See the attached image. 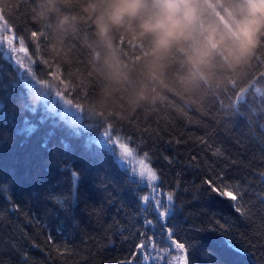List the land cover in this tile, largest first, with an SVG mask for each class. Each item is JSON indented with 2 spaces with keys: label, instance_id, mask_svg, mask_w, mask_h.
<instances>
[{
  "label": "trees",
  "instance_id": "16d2710c",
  "mask_svg": "<svg viewBox=\"0 0 264 264\" xmlns=\"http://www.w3.org/2000/svg\"><path fill=\"white\" fill-rule=\"evenodd\" d=\"M88 3L56 0L49 10L48 0H0V242L16 245L4 244L0 255L8 264L126 260L132 244L142 242L139 197L159 178L142 180L135 159H117L113 150L119 155L123 143L140 158L147 152L158 160L152 167L164 171L161 190L179 195L176 219L184 231L176 240L185 250L154 241L143 264H185L186 253L190 264H264V249L253 239L264 230L261 215L253 209L251 219L241 218L203 183L221 173L243 190L245 178L258 181L254 174L264 173V37L235 69L217 57L202 70L205 78L194 80L191 42L176 45L164 60L162 83L153 84L150 37L115 28L112 44L128 74L115 83L105 65L109 49L84 10ZM235 3L206 9L201 23L223 20ZM63 16L75 22L61 28ZM29 80L39 81L36 88ZM17 83L34 102L20 98ZM143 83L148 99L131 103ZM47 84L81 108L86 126L63 113ZM105 132L119 141L112 151L101 143Z\"/></svg>",
  "mask_w": 264,
  "mask_h": 264
},
{
  "label": "clouds",
  "instance_id": "9594fccd",
  "mask_svg": "<svg viewBox=\"0 0 264 264\" xmlns=\"http://www.w3.org/2000/svg\"><path fill=\"white\" fill-rule=\"evenodd\" d=\"M55 3L56 0H48V9L52 10ZM221 3L222 0H89L84 10L93 20L99 40L109 49L105 65L109 79L115 83L127 81L128 74L112 44L113 29L131 31L138 40L150 37L148 82L154 84L162 83L167 53L182 43L191 42L187 57L192 69L189 80L205 78L202 70L211 67L217 57L229 69L246 62L264 37V0H236L223 20L202 24L205 10L215 11ZM75 19L63 16L59 25L71 26ZM148 93V83H143L130 102L139 104L148 99Z\"/></svg>",
  "mask_w": 264,
  "mask_h": 264
},
{
  "label": "snow or ice",
  "instance_id": "6c2138e0",
  "mask_svg": "<svg viewBox=\"0 0 264 264\" xmlns=\"http://www.w3.org/2000/svg\"><path fill=\"white\" fill-rule=\"evenodd\" d=\"M260 51H264V46L261 47ZM261 75L264 76V74ZM105 137L108 143L112 145L119 143L118 140H112L111 134L108 132H105ZM131 156L132 151L128 149L125 144L121 143L119 152L120 159L122 161H127ZM162 159L165 163L170 165L174 162L178 163V161L168 157H163ZM146 161L148 163H145ZM138 163L142 166L138 173L142 180L147 179L155 182L159 178V183H153L151 187L148 188L146 194L140 195L138 212L142 219L140 220L141 228L137 229V234L142 242L138 244L133 243L132 247L128 250L129 255L127 259L118 261V264H143V260L147 258L145 256V250L153 244V241L167 243L171 247L185 250V243H180L176 240V237H181V239H183L181 233L184 231L176 219L180 214V205L174 204V199H179L178 193L176 191L161 190L162 187H166L164 171L163 169L152 167V165L158 163V160H153L152 157L145 152ZM254 175L259 177L258 181L245 178V182L249 187L243 190L240 184L234 182L229 183L227 178L223 177L221 173H216L214 179H206L203 183L208 186L210 193L227 197L231 207L241 218L251 219L253 209H255V214L261 215V218L264 219V173H255ZM217 182L220 183V187H216ZM172 187L173 189L177 188L178 182L173 181ZM245 197H248V200H245ZM241 201L248 203L250 206L244 208ZM141 231H143V235L140 234ZM258 231H260V234L254 235L253 239L254 241H259V248L264 249V230ZM149 233H151V235H149ZM226 238L231 245V237L228 236ZM4 244H9L13 250L16 248V245L12 243L11 240L3 241L0 242V253L6 251ZM190 247L191 244L188 242V249H190ZM248 247L251 248L252 244H249ZM24 259L27 260V257L25 256ZM183 259L185 260V264H190V258L187 253ZM0 264H8V262L4 260L3 255H0Z\"/></svg>",
  "mask_w": 264,
  "mask_h": 264
},
{
  "label": "rangeland",
  "instance_id": "374dc122",
  "mask_svg": "<svg viewBox=\"0 0 264 264\" xmlns=\"http://www.w3.org/2000/svg\"><path fill=\"white\" fill-rule=\"evenodd\" d=\"M47 85L48 86H46V88L49 91L50 90L52 91V94H50L51 98L53 99L52 101H56L58 104L61 105L63 113L66 114V115H69L71 118L81 119V115H82L81 108L78 105L72 103L66 97V95H64V93L61 90H59L57 87L54 88L53 86H50V84H47ZM109 146H112V144H109ZM127 148L132 151L131 158L135 159L136 162L133 161V163H134L135 166H137V168L140 171L142 166L138 163V161L141 158L135 153V151L132 148H130L129 146H127ZM112 149H113V146H112Z\"/></svg>",
  "mask_w": 264,
  "mask_h": 264
},
{
  "label": "bare ground",
  "instance_id": "6f19581e",
  "mask_svg": "<svg viewBox=\"0 0 264 264\" xmlns=\"http://www.w3.org/2000/svg\"><path fill=\"white\" fill-rule=\"evenodd\" d=\"M2 59H0V61H1ZM27 83V85L30 87V88H32V89H34V88H36V85L39 83V81H34V80H29V81H27L26 82ZM16 90H18V89H20L21 91H22V93H19L20 94V98H25V100L27 101V102H34L35 100L33 99V100H31V98H32V96L25 90V88L23 87V85H21V84H16V87H14ZM1 104H3V102H1L0 101V105ZM69 116V115H68ZM71 119H73L74 121H77L78 123L77 124H80L81 126H86L85 124H83L84 122H83V113H82V115H81V119H74V118H71ZM101 143L102 144H104V145H108V144H110V143H108V141H107V139H102L101 138ZM109 146V145H108ZM110 147V146H109ZM111 151L113 150L111 147L109 148ZM113 153L115 154L114 156L117 158V159H119V160H121L120 159V157H119V155L117 154V153H115L114 152V150H113ZM122 161V160H121ZM128 161V160H127ZM127 161H125V162H127ZM123 162V161H122ZM128 167V166H127ZM132 168L134 169V170H136V171H139V169L137 168V166H132ZM152 246H155V243H154V241H153V244H152ZM168 249V247L167 246H165V248L163 249V251H166ZM145 256L147 257V255L145 254Z\"/></svg>",
  "mask_w": 264,
  "mask_h": 264
},
{
  "label": "water",
  "instance_id": "95a60500",
  "mask_svg": "<svg viewBox=\"0 0 264 264\" xmlns=\"http://www.w3.org/2000/svg\"><path fill=\"white\" fill-rule=\"evenodd\" d=\"M112 148V146H110Z\"/></svg>",
  "mask_w": 264,
  "mask_h": 264
}]
</instances>
